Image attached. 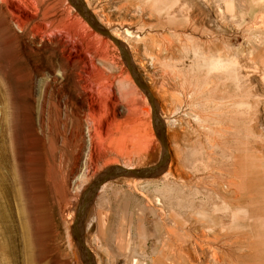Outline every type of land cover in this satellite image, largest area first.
<instances>
[{"label": "rangeland", "instance_id": "obj_1", "mask_svg": "<svg viewBox=\"0 0 264 264\" xmlns=\"http://www.w3.org/2000/svg\"><path fill=\"white\" fill-rule=\"evenodd\" d=\"M32 1L37 17L47 7L49 20L61 19L69 42L16 61L0 12V264H84L72 234L82 196L106 169L153 166L163 148L115 42L70 0ZM83 1L156 100L169 154L155 177L101 187L85 219L95 264H264V0ZM89 60L110 113L72 136L69 120L55 123L56 108L60 97L97 99ZM60 66L65 80L44 76ZM30 67L46 70L32 81ZM40 105L47 134L36 127Z\"/></svg>", "mask_w": 264, "mask_h": 264}, {"label": "bare ground", "instance_id": "obj_2", "mask_svg": "<svg viewBox=\"0 0 264 264\" xmlns=\"http://www.w3.org/2000/svg\"><path fill=\"white\" fill-rule=\"evenodd\" d=\"M34 4H35V2H34ZM23 5H25V7H23ZM29 6H30V4L25 3V0H0V12L2 11L1 13H3V15L5 16V19H6L5 25L11 34V36L9 37V40L7 41V44L10 46L11 49L14 48V46L16 47V49H17L16 55H15L16 61H20L22 59L26 60V62L29 61V59H31L34 55L38 54V52H39L38 46H41V48L42 47L43 48H51L52 45H55L58 42L59 47L62 49V48H64L63 46H66L65 44L69 42V39L66 38L67 36L66 35L63 36L61 31H60L61 27L63 25L62 24L63 22L62 23L60 22L61 19H59V22L52 21V19L49 20L48 19V13H47V7H45L43 9L41 16L37 17V14H35V13H37L39 10V9H36V8H38V5H34L36 8L35 7L33 8V6L31 7L34 11H32L31 8H29ZM75 19H76V23L80 22V20H77V17H75ZM67 23H66V25H67ZM83 26L86 27L85 24ZM82 28H80V29L82 30ZM72 29H73V27H72ZM53 30H55V31H53ZM66 30H68V29H66ZM61 49H58L57 55H58L59 59H64L66 57V56H64L65 55L64 52L66 50L64 49L65 51L63 52V50H61ZM94 51H93V53H96ZM54 54H56V53L52 52L51 57H53L52 55H54ZM51 57H48V60L50 62H51ZM66 59H67V57H66ZM93 63L91 60H89V63H87L86 64L87 66H85L86 69L89 70L88 79H92V76L96 77V74H97L96 73L97 69H95V66ZM51 64L52 65L50 66V69L55 71V66L53 65V63H51ZM45 70L46 69H41L40 67H36V68L30 67V78H31V80L33 81V77L35 75L42 74V72H45ZM97 71L99 72V70H97ZM67 72L68 71L65 68L60 66V67H58V72H56L55 74L53 72L47 70V73L44 76L50 77V81H52L53 83H57L58 77H60V79H63V80L66 79V75H67L66 73ZM91 73H92V75H91ZM81 74L82 73H79V75H77L76 84L78 87H80L79 84L82 83V79H83V76H81ZM98 77H99V75H98ZM102 78H104V76L101 77L100 79H102ZM95 79H92L91 84L93 83V81ZM47 80L48 79L45 78L44 83H46ZM95 81H94L93 85L96 83ZM3 83H6V79H5L4 75H2L0 72V87H2ZM102 85H104V86H102ZM101 86H102V88L105 87L104 82H103V84H101ZM94 87H96V88H93V91H95L94 94H96L97 99L93 98V100H68L67 98H65V99H67V100H65L63 97H60V100L58 101V105L56 108L58 111V114L55 117V123L57 125H59L60 127L65 128L66 127V121L69 120L70 121V123H69L70 128L69 127L68 128H69L72 136L74 134L75 135L77 134V133H75V130L79 126H81L82 123H85L87 126H91L94 121L100 122L102 124V120H105L106 117L108 116V114L110 113V108H109L110 93L107 92L109 89L107 88V86H106L107 89L104 88L106 90L101 89V87L99 89L98 84L97 85L95 84ZM60 94H62V93H60ZM0 98H1V100L4 99V97L2 95H0ZM68 105L71 108H69ZM7 108H8V104L6 102H4L5 116H7ZM73 109H76V110L78 109L77 111H81L82 116L81 117H75ZM42 111H43V106L40 105L38 107V112H37V116H36V123H37L36 127H37V131L39 134H45V133L47 134L48 131L50 130V127L48 125H46V123L44 121L45 119L42 116ZM112 113L115 114V109L112 111ZM112 121L113 122H111V123L112 124L114 123V125L117 122V120L115 118H113ZM98 125H99V123H98ZM2 129H3V134L6 138V143H7L8 142L7 131L9 129L8 121L5 120L4 123H2ZM3 147L5 148L6 145H4ZM7 147H9L8 144H7ZM0 161H1V158H0ZM83 163L85 165L87 164V158L86 157L83 159Z\"/></svg>", "mask_w": 264, "mask_h": 264}, {"label": "water", "instance_id": "obj_3", "mask_svg": "<svg viewBox=\"0 0 264 264\" xmlns=\"http://www.w3.org/2000/svg\"><path fill=\"white\" fill-rule=\"evenodd\" d=\"M70 1L77 9V11L83 16V18L95 31H97L98 33L102 34L105 37L110 38L118 46L121 52V57L124 60L126 66L129 68L136 83L140 86V88L144 91V93L147 95L149 99V102L152 106L153 124L163 148V153L161 158L153 166L144 167V168H128L124 166H114L106 169L94 179L90 188L80 199L76 209L75 221L72 226V234L75 239L76 245L78 247L81 259L83 260V263L95 264V258L91 253V251L87 248L85 242V219L87 217V213L90 211V208L92 207L95 199L97 198V195L101 187L110 181L120 178L155 177L167 168L169 164V154L167 148L168 145H167L165 127L157 111V102L153 98L148 87L143 83L142 79L135 71V68L130 63L129 59L127 58V53L124 45L119 39L111 35L101 26V24L96 20V18L90 13L83 0H70Z\"/></svg>", "mask_w": 264, "mask_h": 264}]
</instances>
